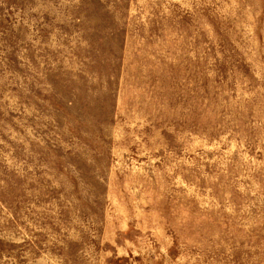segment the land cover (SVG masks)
<instances>
[{
  "label": "rangeland",
  "instance_id": "obj_1",
  "mask_svg": "<svg viewBox=\"0 0 264 264\" xmlns=\"http://www.w3.org/2000/svg\"><path fill=\"white\" fill-rule=\"evenodd\" d=\"M0 264H264V0H0Z\"/></svg>",
  "mask_w": 264,
  "mask_h": 264
}]
</instances>
